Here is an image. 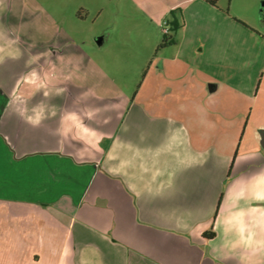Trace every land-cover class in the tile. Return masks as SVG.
Returning <instances> with one entry per match:
<instances>
[{
	"label": "crops",
	"instance_id": "1",
	"mask_svg": "<svg viewBox=\"0 0 264 264\" xmlns=\"http://www.w3.org/2000/svg\"><path fill=\"white\" fill-rule=\"evenodd\" d=\"M50 18L0 0V264H264L258 91L213 110L224 82L95 58Z\"/></svg>",
	"mask_w": 264,
	"mask_h": 264
},
{
	"label": "rangeland",
	"instance_id": "2",
	"mask_svg": "<svg viewBox=\"0 0 264 264\" xmlns=\"http://www.w3.org/2000/svg\"><path fill=\"white\" fill-rule=\"evenodd\" d=\"M40 1L47 3L55 17V22L50 18L53 24L80 34L81 41L89 40L82 47L95 58L106 52L114 62L148 63L156 71L163 64H179L175 75L196 88L204 78L224 82L218 97L209 103L213 110L248 115L252 108L256 111L257 100L264 101V0H217L221 12L203 2L207 0ZM80 5L91 10L86 22L75 16L76 11H84ZM174 21L182 25L177 31L172 30ZM105 26H110L111 36L100 47L93 35ZM165 33L177 44L162 47ZM156 71L148 73L147 86L161 77Z\"/></svg>",
	"mask_w": 264,
	"mask_h": 264
},
{
	"label": "trees",
	"instance_id": "3",
	"mask_svg": "<svg viewBox=\"0 0 264 264\" xmlns=\"http://www.w3.org/2000/svg\"><path fill=\"white\" fill-rule=\"evenodd\" d=\"M207 1L214 4V5L217 4V0H207ZM179 27H180L179 23L177 21H174L172 30L177 31ZM174 42H175L174 37L168 38V34L167 33L164 34V39H163L162 45L172 44ZM205 235L207 237L211 238L215 235V233L213 231H210L208 233L206 232Z\"/></svg>",
	"mask_w": 264,
	"mask_h": 264
},
{
	"label": "water",
	"instance_id": "4",
	"mask_svg": "<svg viewBox=\"0 0 264 264\" xmlns=\"http://www.w3.org/2000/svg\"><path fill=\"white\" fill-rule=\"evenodd\" d=\"M262 16H264V8H263ZM210 90H212V84L210 85ZM262 147L264 149V132H263V137H262Z\"/></svg>",
	"mask_w": 264,
	"mask_h": 264
}]
</instances>
